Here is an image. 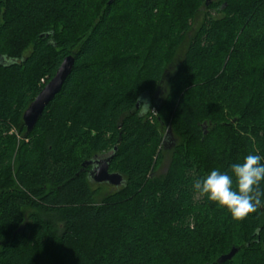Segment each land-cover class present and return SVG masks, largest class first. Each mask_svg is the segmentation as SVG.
<instances>
[{
    "label": "trees",
    "instance_id": "obj_1",
    "mask_svg": "<svg viewBox=\"0 0 264 264\" xmlns=\"http://www.w3.org/2000/svg\"><path fill=\"white\" fill-rule=\"evenodd\" d=\"M111 1L0 0V264H218L233 248L224 264H264V205L233 220L192 188L226 157L264 156V0H168L163 44L147 16L135 31L145 0ZM119 7L129 20L109 26ZM166 126L180 140L150 176ZM110 152L124 185L105 193L84 164Z\"/></svg>",
    "mask_w": 264,
    "mask_h": 264
},
{
    "label": "clouds",
    "instance_id": "obj_2",
    "mask_svg": "<svg viewBox=\"0 0 264 264\" xmlns=\"http://www.w3.org/2000/svg\"><path fill=\"white\" fill-rule=\"evenodd\" d=\"M264 156L255 152L229 166L228 172L212 169L197 178L192 188L218 206L226 208L234 219H242L264 205Z\"/></svg>",
    "mask_w": 264,
    "mask_h": 264
},
{
    "label": "water",
    "instance_id": "obj_3",
    "mask_svg": "<svg viewBox=\"0 0 264 264\" xmlns=\"http://www.w3.org/2000/svg\"><path fill=\"white\" fill-rule=\"evenodd\" d=\"M5 61L6 59L4 57H0V62L2 64L3 63L5 64L6 63ZM74 64H75L74 58L67 57L61 64L54 78L43 88V90L39 93L36 99L26 110L23 116V121L28 132H31L36 127L39 119L45 112L47 106L60 93L65 81L68 79V77L73 71ZM171 136H172V130L170 129L167 133L168 140L164 142V146L167 145V142L172 141ZM113 157H114L113 153L110 152L102 157L96 156L84 164L85 168L88 167L91 168L88 173V178L92 183L99 185L104 184L115 188H120L121 186L124 185V178L122 175L118 173L109 172V168L113 160ZM237 252L238 249L233 248L229 254L222 256L218 260V264H224L227 261L232 260L233 257L237 254Z\"/></svg>",
    "mask_w": 264,
    "mask_h": 264
},
{
    "label": "rangeland",
    "instance_id": "obj_4",
    "mask_svg": "<svg viewBox=\"0 0 264 264\" xmlns=\"http://www.w3.org/2000/svg\"><path fill=\"white\" fill-rule=\"evenodd\" d=\"M135 1H138V0H135ZM146 0L144 1L143 3V9L142 11L139 10L138 12V15L142 18L140 19H137L139 20L137 22V20H134V22L132 23V25L137 22L135 24V28L136 30L135 31H141L142 30V27L144 24V21H143V17H146L145 20L148 21L147 23H150L151 25V28H149L148 32H150L151 35L154 36V41L156 44H163L164 42H166V33L165 31H167V25L169 21H171L169 18V15H171V13L173 12V10L176 9V2L174 4V1L171 3V8L169 10H167L166 12V8H167V4H168V0H160L159 2H157V4L154 6L153 9H151L149 6H146ZM116 15L115 17L112 19V21L108 22L109 26H111L113 23L114 25L117 24L119 18L123 19V21H127L129 19H127L124 15L127 14L124 9H122L121 7H119L117 10H116ZM215 17L218 18V19H221L224 17V14H221V13H215ZM200 19L202 18L199 17ZM125 19V20H124ZM191 36V34L189 35V37ZM112 49V48H110ZM158 117V113L156 110H153L152 111V116L150 117V121L152 122L154 118ZM169 127L166 126L164 130L161 131L162 133V142L161 144L159 145V147H157V150L153 156V163L157 164L158 165V169H156V171H153L151 170L150 171V176L152 175H156V176H163L165 175L166 171H167V168H168V162H169V159H170V156H171V152H172V148H173V142H175V138L178 139V141L180 140L178 138V136H171V139L172 141L171 142H167V145L164 146V142L167 141V133L169 131ZM165 148V150L163 149ZM161 156H162V159H161ZM233 163V159L232 158H225V160H222V165L217 167L216 169L219 170V171H222V172H228L229 171V166ZM215 169V167H214ZM97 185V184H96ZM103 191L106 193H110L111 191H114V188L112 186H108V185H105V187H103ZM216 206H218L216 204ZM229 217H231V219L235 220L232 215L229 213ZM214 220V219H213ZM211 220V221H213Z\"/></svg>",
    "mask_w": 264,
    "mask_h": 264
}]
</instances>
